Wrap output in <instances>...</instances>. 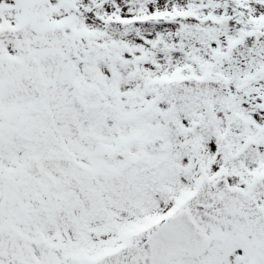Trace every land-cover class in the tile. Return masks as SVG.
I'll return each mask as SVG.
<instances>
[{"label": "snow or ice", "instance_id": "snow-or-ice-1", "mask_svg": "<svg viewBox=\"0 0 264 264\" xmlns=\"http://www.w3.org/2000/svg\"><path fill=\"white\" fill-rule=\"evenodd\" d=\"M0 264H264V0H0Z\"/></svg>", "mask_w": 264, "mask_h": 264}]
</instances>
